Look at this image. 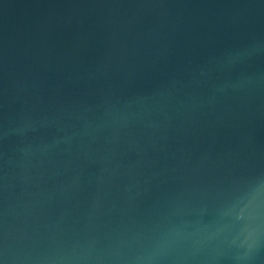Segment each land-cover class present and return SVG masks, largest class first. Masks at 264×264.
<instances>
[{
    "label": "water",
    "instance_id": "water-1",
    "mask_svg": "<svg viewBox=\"0 0 264 264\" xmlns=\"http://www.w3.org/2000/svg\"><path fill=\"white\" fill-rule=\"evenodd\" d=\"M0 264H264V0H0Z\"/></svg>",
    "mask_w": 264,
    "mask_h": 264
}]
</instances>
